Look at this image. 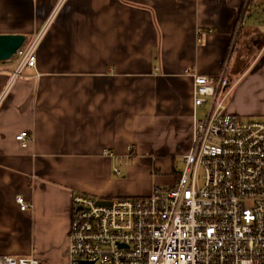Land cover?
<instances>
[{"label":"crops","instance_id":"0c3cea01","mask_svg":"<svg viewBox=\"0 0 264 264\" xmlns=\"http://www.w3.org/2000/svg\"><path fill=\"white\" fill-rule=\"evenodd\" d=\"M41 29L10 86L14 59L0 62V256L66 264L75 194L172 187L198 116L192 75L227 65V111L250 114L247 93L264 116V0H0V35L27 45Z\"/></svg>","mask_w":264,"mask_h":264},{"label":"built area","instance_id":"2783aa9c","mask_svg":"<svg viewBox=\"0 0 264 264\" xmlns=\"http://www.w3.org/2000/svg\"><path fill=\"white\" fill-rule=\"evenodd\" d=\"M43 32L11 58L9 86L35 66ZM192 86L198 116L175 184L153 187L147 197L107 201L110 206L75 194L66 264H264V120L227 111L234 87L227 65L214 77L192 75ZM14 140L21 149L31 143L27 131ZM16 202L28 208L21 198ZM0 264L41 263L0 256Z\"/></svg>","mask_w":264,"mask_h":264},{"label":"water","instance_id":"95a60500","mask_svg":"<svg viewBox=\"0 0 264 264\" xmlns=\"http://www.w3.org/2000/svg\"><path fill=\"white\" fill-rule=\"evenodd\" d=\"M24 41L21 35H0V62L9 61ZM97 204L110 206V202L107 201H99Z\"/></svg>","mask_w":264,"mask_h":264},{"label":"rangeland","instance_id":"374dc122","mask_svg":"<svg viewBox=\"0 0 264 264\" xmlns=\"http://www.w3.org/2000/svg\"><path fill=\"white\" fill-rule=\"evenodd\" d=\"M245 52V51H244ZM239 75H234V77L232 76V81H234ZM239 79V78H237ZM254 97V96H253ZM256 98L254 97V99L252 98L251 96V99L248 98V94H244L242 96V98L240 99V102L243 106V108L250 114L248 115H244V114H241L239 115L238 117L241 119V120H244V121H247V120H264V116L263 115H258L260 114V110L255 106L256 105ZM180 166L178 167L177 171L180 172L181 169H182V165L179 164ZM31 254H34V251L33 249H31Z\"/></svg>","mask_w":264,"mask_h":264}]
</instances>
